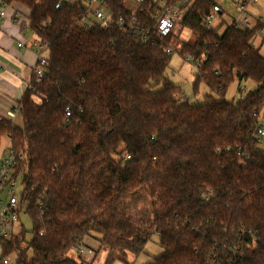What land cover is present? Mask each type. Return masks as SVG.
I'll use <instances>...</instances> for the list:
<instances>
[{"label": "trees", "instance_id": "16d2710c", "mask_svg": "<svg viewBox=\"0 0 264 264\" xmlns=\"http://www.w3.org/2000/svg\"><path fill=\"white\" fill-rule=\"evenodd\" d=\"M3 1L30 10L49 63L20 101L21 124L0 121V142L7 136L22 155L15 176L26 166L22 197L33 222L29 241L24 224L11 239L0 237L2 257L17 252L12 264H84L68 252L93 236L113 264L124 253L142 254L157 235L163 251L147 264H211L214 243L222 241L220 263L264 264V148L253 125L264 110V56L252 43L264 20L221 31L204 24L223 13L215 0H168L177 14L186 8L180 29L176 24L163 45H152L116 25L82 28L80 1ZM152 2L136 12L123 0H105V7L115 18L134 14L153 26ZM182 28L194 37L181 53L200 63L195 92L203 82L219 99L190 102L171 80L166 48H176ZM236 79L257 87H243L231 101L225 94ZM229 244H240V253Z\"/></svg>", "mask_w": 264, "mask_h": 264}, {"label": "built area", "instance_id": "2783aa9c", "mask_svg": "<svg viewBox=\"0 0 264 264\" xmlns=\"http://www.w3.org/2000/svg\"><path fill=\"white\" fill-rule=\"evenodd\" d=\"M77 1L81 2L79 7V15L76 22L84 29H91L96 25H102L105 27H110L116 25L123 31H129L134 35L141 38L142 42L145 44L152 45H163L164 39L174 30L176 23L178 21V15L176 9L173 5L168 3V0H153V4L156 5L157 14L154 16L155 22L153 26L141 24L136 16L133 14L130 17L125 15L117 16L116 18L111 14L109 10L105 7V0H65L67 3H75ZM142 4L148 3L150 0H138ZM217 2V0H215ZM238 10L239 16L234 20L233 26L236 28H252L249 18L245 16L248 11L249 6L257 5L259 0H234ZM150 3V4H152ZM0 15H5V11H1ZM213 16H209L204 21L206 25H212ZM215 27V26H214ZM264 33V28L260 30ZM22 45V43H20ZM167 51L169 53H174V48L168 46ZM37 53V64L34 69L35 81L36 83H41L46 76L48 69V47L46 41L41 38L35 47ZM192 58V57H191ZM198 71L200 63L195 62ZM17 111L10 112V116H14ZM257 112V110H255ZM67 115L71 114L69 107L66 108ZM0 121L2 118L0 117ZM255 137L260 142L264 143V116H260L258 113L257 118L253 122ZM233 146L225 147V151H233ZM238 153L241 152V147H237ZM22 155L14 150L10 145L5 152L1 162H0V237L9 240L13 237L17 229V224L20 222L21 214L26 213L29 208L28 198L19 197L15 191L18 185L17 177L15 176L16 166ZM209 196V195H208ZM46 204L40 201V217L45 212ZM43 233V232H42ZM226 246L224 241L215 242L216 250L217 246ZM230 246V244L228 245ZM241 245L234 244L230 246V249L234 254H239ZM214 251V260L211 264H222L221 261V249L219 251ZM240 260L242 257L239 258ZM0 264H12L9 257H1Z\"/></svg>", "mask_w": 264, "mask_h": 264}, {"label": "rangeland", "instance_id": "374dc122", "mask_svg": "<svg viewBox=\"0 0 264 264\" xmlns=\"http://www.w3.org/2000/svg\"><path fill=\"white\" fill-rule=\"evenodd\" d=\"M159 1V0H157ZM217 3L220 8H222L223 13H216L213 16L212 25L218 27L220 25L221 31H223L226 26L233 24L234 20L239 16V10L234 2V0H217ZM123 5L131 12H136L140 8H142V2L138 0H123ZM186 12V8L182 9L177 15L178 17L182 16ZM245 16L249 18V21L252 25V28L256 25L257 20L261 18L264 20V0H259L257 5H251L248 8ZM177 24V23H176ZM177 30L180 29V25L177 24ZM194 37L193 32L188 28H182L178 37L175 39V49L174 53L171 57L170 64L168 67V73L170 75L171 80L179 85L182 88V93L186 98L190 100V102H203L207 94H213L216 98H220L215 92L210 91L209 87L201 82L199 84V91L195 92L194 84L198 75V68L195 64V60L186 54L181 53V45L186 41L190 40V38ZM39 40L41 37H38ZM253 45L258 48L261 54L264 56V34L260 31H257L252 38ZM37 54V53H36ZM48 54V51H47ZM35 78V74H34ZM245 87L244 93H247L257 87V83L253 80H247L245 83L238 81L237 79L233 81L225 94V98L231 101H237L243 95V92L240 90ZM36 100L39 101L37 97ZM259 115L264 116V110L259 112ZM18 124H21V117L17 120ZM3 140L1 141L0 152L3 150ZM260 147L264 148V143L260 142ZM114 157L118 159V154H114ZM26 171V166L23 165L19 175L17 177L18 185L15 188L16 193L21 198L23 195L24 184L23 177ZM40 204V202H39ZM28 206H30V201L28 202ZM29 210V209H27ZM40 217V216H39ZM38 217V218H39ZM24 224L25 230L27 231L26 238L29 241L33 236V222L30 220V217L27 213H22L20 222L17 224L18 232L21 225ZM44 227L42 225L41 229ZM87 237V236H86ZM158 236L155 235L150 242L148 243L146 250L135 256L130 252L124 253L122 255V259H118L114 261L113 264H147V262L152 259V257L158 256L162 253V247L157 243ZM25 246V243L22 245ZM77 247H73L69 252L68 256L74 258L77 261L84 262V264H106L108 249L106 247H102L99 242H96L95 246L92 247L93 253L86 258L85 261L81 259L79 256V252L76 251ZM28 257H31V250H27ZM2 257V249L0 245V258ZM11 260V263L15 262L18 258L17 252H14L8 256Z\"/></svg>", "mask_w": 264, "mask_h": 264}, {"label": "crops", "instance_id": "0c3cea01", "mask_svg": "<svg viewBox=\"0 0 264 264\" xmlns=\"http://www.w3.org/2000/svg\"><path fill=\"white\" fill-rule=\"evenodd\" d=\"M3 10L5 15H0V117L17 122L20 101L33 83L39 36L30 27V10L26 6L0 0V12ZM12 111H17L14 116L9 114ZM3 138V144H7L0 152V162L11 145L7 136ZM96 242L101 244L93 236L81 241L76 251L83 261L93 253Z\"/></svg>", "mask_w": 264, "mask_h": 264}, {"label": "water", "instance_id": "95a60500", "mask_svg": "<svg viewBox=\"0 0 264 264\" xmlns=\"http://www.w3.org/2000/svg\"><path fill=\"white\" fill-rule=\"evenodd\" d=\"M219 13H221V11Z\"/></svg>", "mask_w": 264, "mask_h": 264}]
</instances>
